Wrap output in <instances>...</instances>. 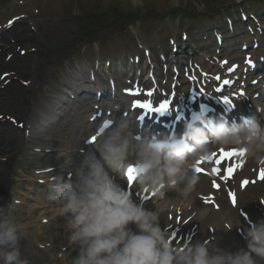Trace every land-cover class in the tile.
<instances>
[{
  "label": "clouds",
  "instance_id": "9594fccd",
  "mask_svg": "<svg viewBox=\"0 0 264 264\" xmlns=\"http://www.w3.org/2000/svg\"><path fill=\"white\" fill-rule=\"evenodd\" d=\"M255 107L258 118L231 124L206 119L201 112L185 125L179 139H138L130 121H113L97 136L74 180L63 175L74 153L62 154L60 171L48 186L64 218L67 240L79 249L71 264H264V218L243 229L246 247L236 252L205 241L173 245L170 233L160 227L169 209L182 213L193 207L201 183L194 168L214 150L242 149L248 161L264 166V103ZM130 166L140 170L135 191L155 197L152 210L127 191ZM170 191L175 198L167 197ZM208 215L207 208L192 212L201 221ZM19 239L21 226L10 205L0 207V264H28L17 246Z\"/></svg>",
  "mask_w": 264,
  "mask_h": 264
},
{
  "label": "snow or ice",
  "instance_id": "6c2138e0",
  "mask_svg": "<svg viewBox=\"0 0 264 264\" xmlns=\"http://www.w3.org/2000/svg\"><path fill=\"white\" fill-rule=\"evenodd\" d=\"M246 63L251 67L252 66V62L249 59H246ZM235 69H230V71H234ZM217 79H219V77H217ZM230 82L225 80L224 84L228 85ZM217 92H222V90L220 88L216 89ZM128 95H133V96H138L141 95V93L138 92H131L129 91L127 93ZM148 96H152L153 93L152 92H148L147 93ZM240 95H243V93H240ZM225 102L227 101V97H225ZM133 107L137 108V109H143L145 111H156V112H160L163 113L164 111L167 110L168 108V102L167 100H165L163 103H160L158 107H153L152 103H144V102H135L132 105ZM109 121L105 120L104 123L102 125H98V131L91 137L90 139V143H95L97 140V136L99 135L100 132H102L105 128L108 127ZM216 154L214 153L213 156H215ZM245 152L242 149H231V150H220L219 153V157L213 159L212 157L207 158L210 162H212L215 166L212 167L211 171L213 175H224L225 179L231 178L234 174V172L236 171V168L238 167H242V165H235L234 167H228L226 169H224V172L221 173L220 172V168L223 167V163L225 160L230 161L233 157H244ZM205 162V159H202L200 161L197 162V165H202ZM139 169H137L135 166H130L126 172V177H127V181H128V187L131 188L134 183H135V178L136 176L139 174ZM194 171L198 174H204L207 175L208 173L204 171L203 167L201 166H196L194 168ZM259 179L264 180V170H262L259 173ZM248 183V181H243L242 182V186L246 185ZM213 188H216L217 190H219V185L215 182H213L212 184ZM229 197L232 200L233 204L236 203V199L234 194L229 193ZM206 202H209V198H204ZM169 219H171V217H169Z\"/></svg>",
  "mask_w": 264,
  "mask_h": 264
},
{
  "label": "rangeland",
  "instance_id": "374dc122",
  "mask_svg": "<svg viewBox=\"0 0 264 264\" xmlns=\"http://www.w3.org/2000/svg\"><path fill=\"white\" fill-rule=\"evenodd\" d=\"M198 223H200V225H201V221H198ZM40 230L42 231V233L36 232V235H35V237H39L38 239L40 241H43L45 239H54L56 242H60L61 236H60L59 230H57L55 228L46 229V227L42 228ZM202 232H204V231H202ZM220 247L224 248L225 250L231 251V252L238 251V248L233 243H224V244H221ZM19 249H20L22 254L27 255V256H24V259L27 260L28 264H40V261L42 259H48V260L51 259V257L49 256L48 253H43V254L38 253L32 245L25 244V245L21 246ZM74 258H76V257L73 256L70 259V264H71V260Z\"/></svg>",
  "mask_w": 264,
  "mask_h": 264
},
{
  "label": "bare ground",
  "instance_id": "6f19581e",
  "mask_svg": "<svg viewBox=\"0 0 264 264\" xmlns=\"http://www.w3.org/2000/svg\"><path fill=\"white\" fill-rule=\"evenodd\" d=\"M42 219H45L44 217H42L40 220H42Z\"/></svg>",
  "mask_w": 264,
  "mask_h": 264
}]
</instances>
